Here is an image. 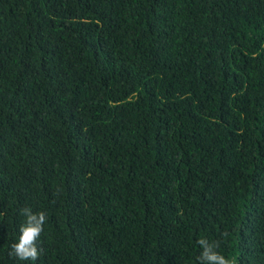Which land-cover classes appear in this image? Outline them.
Masks as SVG:
<instances>
[{"label":"trees","instance_id":"16d2710c","mask_svg":"<svg viewBox=\"0 0 264 264\" xmlns=\"http://www.w3.org/2000/svg\"><path fill=\"white\" fill-rule=\"evenodd\" d=\"M202 238L264 264V0H0V264H198Z\"/></svg>","mask_w":264,"mask_h":264},{"label":"clouds","instance_id":"9594fccd","mask_svg":"<svg viewBox=\"0 0 264 264\" xmlns=\"http://www.w3.org/2000/svg\"><path fill=\"white\" fill-rule=\"evenodd\" d=\"M21 214L26 217V221L19 229L18 242L11 245L10 255H14L20 261H35L42 251V249H38L37 241L40 239L47 222L46 213H33L30 208H23ZM197 243L202 249L198 257V264H232L229 259L216 250L219 247L218 241L210 243L207 239L202 238Z\"/></svg>","mask_w":264,"mask_h":264}]
</instances>
